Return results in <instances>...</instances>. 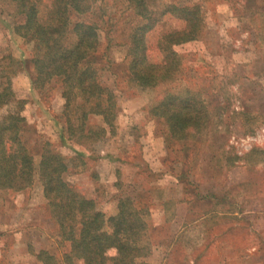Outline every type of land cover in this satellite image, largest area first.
<instances>
[{"label":"rangeland","instance_id":"rangeland-1","mask_svg":"<svg viewBox=\"0 0 264 264\" xmlns=\"http://www.w3.org/2000/svg\"><path fill=\"white\" fill-rule=\"evenodd\" d=\"M180 1H200L203 29L198 38L173 46L180 64L173 79L140 87L129 80L127 69L132 39L121 34L129 25L122 14L127 3L100 0L118 17L111 32L101 31L99 51L104 54L102 79L116 89L119 113L113 132L105 138L74 145L85 151L86 158L83 172L71 173L69 180L95 199L106 216L116 213L123 195L148 206L153 248L141 259L146 264H264V94H258L251 82L248 62L254 54L249 47L257 37L242 32L235 17L244 0ZM23 19L9 0H0V50L27 58L32 45L11 33ZM184 27L182 20L163 17L147 37L152 63L165 62L158 46L162 35ZM258 84L264 87V77ZM186 88L211 102L210 127L188 129L183 141L167 140L168 125L164 117L153 114V107L168 93ZM13 89L17 98L26 100V135L34 150L40 151L41 143L49 139L62 153L74 156V148L60 138L65 102L60 83L52 81L41 94L24 63ZM216 101L229 108L213 112ZM252 101L260 105L253 107ZM4 112L0 110V116ZM89 122L103 123L95 116ZM40 185L36 175L23 191L0 190V264H43L40 250L60 257L70 249L68 242L60 241ZM195 193L211 199L176 203Z\"/></svg>","mask_w":264,"mask_h":264},{"label":"trees","instance_id":"trees-1","mask_svg":"<svg viewBox=\"0 0 264 264\" xmlns=\"http://www.w3.org/2000/svg\"><path fill=\"white\" fill-rule=\"evenodd\" d=\"M9 1L17 15L24 18L11 28V33L32 48L27 58H23L24 54L0 50V110L5 109L0 116V190L23 191L38 176L50 214L58 225L60 241L68 242L70 247L60 257L46 249L40 250L38 258L43 264H146L141 259L149 256L153 248L148 206L123 195L116 213L106 216L95 199L81 193L69 180L71 173L83 172L86 158L85 151L74 145L105 138L113 132L118 117L116 89L102 79L104 54L99 51L101 31L114 29L116 11L108 12L109 6L100 0ZM123 1L128 8L122 14L128 18L129 25L121 34L124 32L125 37L132 39L127 53L129 80L140 87H153L173 79L180 66L173 46L198 38L203 29L205 20L200 1ZM244 2L235 15L241 18L242 29L250 36L255 34V15L264 19V13L253 10L263 7H255L256 0ZM166 16L184 21L185 27L162 35L158 46L165 62L152 63L147 37ZM24 63L29 64L33 87L41 94L52 81L60 83L65 101L60 138L64 145L74 148V156L62 153L49 139L41 143L37 152L30 144L23 115L26 100L17 98L13 89V79ZM182 91L168 93L153 107V114L164 117L168 125L167 140L183 141L190 129L201 131L210 127L207 112L211 102L206 103L198 91L189 88ZM227 108L228 103L216 101L212 109L221 113ZM92 116L101 117L102 125L90 124ZM182 177L186 181L187 176L180 174L179 178ZM194 196L181 197L176 203L211 199V196L201 198L198 193ZM187 214L195 216L192 212Z\"/></svg>","mask_w":264,"mask_h":264},{"label":"crops","instance_id":"crops-1","mask_svg":"<svg viewBox=\"0 0 264 264\" xmlns=\"http://www.w3.org/2000/svg\"><path fill=\"white\" fill-rule=\"evenodd\" d=\"M256 5H259L263 8L261 9L259 7L258 9H256L255 8ZM255 7H254L255 9L253 10L254 13H264V0H256ZM235 17L237 18L238 22L241 24L242 23L241 18L237 15ZM263 22H264V19H261L258 16V14H256L255 22H254L255 25L253 28V30L255 31V34H252V37H257V41L252 42L253 46L249 47L251 51H254L253 52L254 54L250 58L251 60L248 61L249 65L251 66V70H250L251 74L249 77L251 80H254L251 82L255 84V86L259 89L258 94H264V87L258 84L259 79L264 77V33H263L264 28L261 27ZM249 77H246V78L243 77V78L248 80ZM252 103L255 104V105L253 104L252 105L253 107H256V108L260 105V101H257L255 103L254 101H252Z\"/></svg>","mask_w":264,"mask_h":264}]
</instances>
